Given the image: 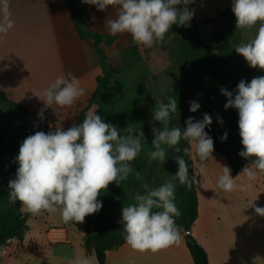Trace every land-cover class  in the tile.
<instances>
[{
	"label": "clouds",
	"instance_id": "clouds-1",
	"mask_svg": "<svg viewBox=\"0 0 264 264\" xmlns=\"http://www.w3.org/2000/svg\"><path fill=\"white\" fill-rule=\"evenodd\" d=\"M81 2L95 5L99 11L113 6L116 15L106 21L108 34L128 33L135 44L146 48L163 43L173 25L187 26L194 15L193 10L187 7L192 0ZM231 10L238 29L251 30L259 23L254 38L238 44L234 49L250 67L264 70V0H233ZM11 16L10 0H0V40L5 39L14 27ZM221 92L227 98L225 109L235 108L238 111L239 135L243 145L239 155L252 162L235 178L224 166L218 186L225 192L250 191L257 180V172H264V76L254 77L250 82L242 79L234 97L233 92L225 88H221ZM33 94L44 102V108L38 113L43 119L46 108H52L57 114L71 108L85 94V89L80 80L69 72ZM189 105L193 113L200 108L194 100L189 101ZM177 108L174 97H169L167 103L157 101L153 119L163 127L152 129L154 150L149 151V159L163 163L167 153L162 145L180 152L181 148L177 145L184 139L194 146L198 159L206 162L214 151V141L205 132V128L212 124L211 116L204 114L201 121L189 117L182 131L180 127L169 126ZM218 122L223 124L219 117ZM141 137L144 138L142 131L137 133L131 126L119 129L104 122L92 110L87 112L82 123L73 124L67 130L56 127L55 131L47 133L37 131L24 139L19 148L16 178L8 185L9 201H20L23 210L31 215L59 213L65 224L83 223L88 215L101 210L102 203L98 197L110 184L121 185L133 172L140 179V172L130 162L142 150ZM226 139L227 133H224L221 140ZM175 159L178 164L175 177L180 184L191 188L188 164L180 156ZM240 176L246 177L247 183L237 185L236 179ZM142 188L144 193L134 197L135 203L122 209L125 242L141 253H156L178 244L183 229L175 219L181 212L175 202L174 182L168 180L159 187H150L145 183ZM254 210L264 217V207H255ZM72 264H90V260L80 256Z\"/></svg>",
	"mask_w": 264,
	"mask_h": 264
},
{
	"label": "rangeland",
	"instance_id": "rangeland-1",
	"mask_svg": "<svg viewBox=\"0 0 264 264\" xmlns=\"http://www.w3.org/2000/svg\"><path fill=\"white\" fill-rule=\"evenodd\" d=\"M232 4L233 0H211L203 3L196 0L192 1L189 9L193 10L194 15L187 26L173 25L165 35L163 43H156L151 48L137 44L132 45L137 46L141 60L131 72L118 73L110 94L116 96L121 94L124 100H129V104L143 109L145 117L149 121L148 132L150 134H153V127L157 129L163 127L159 121L153 119V110L157 101L167 103L169 97H174L177 100V116L181 118H186L190 114L189 101H193L195 98L201 103L213 107L222 118H236L238 111L235 108L225 109L224 105L227 98L222 94L221 88L233 92V97L237 93L219 83V66L222 63L217 48L228 34L237 33L231 36L234 42L232 50L229 52V61L239 64L241 72L245 73L249 80L264 76V70L250 67L234 49L238 44L246 43L254 38L259 23L251 30L236 28V17L231 10ZM220 10L226 13L218 17ZM212 19L216 20L213 21ZM193 29L197 31L202 41L210 48V52L196 51V40L192 38ZM126 34L123 33V35ZM102 48L113 67L119 68L123 63L122 52L125 48L120 47L112 51L106 43H103ZM54 130V126L38 125L28 110L8 103L0 95V178L6 177L9 181L16 178L17 168L19 167L16 157L24 139L37 131L47 133ZM141 143L142 150L137 156L141 160L143 169L140 179H137L135 174L132 173L121 185L110 184L108 189L102 191L98 197L102 207L108 205L113 199L121 200V195L125 197L128 205L133 204L135 203L134 197L137 194L144 193L143 184L147 183L150 187H153L146 179L145 173L161 168L162 163L152 161L148 157V153L152 149L151 140L144 136V138L141 137ZM191 150L199 171H201L200 164L207 165L213 162L220 164L221 161L228 163L227 158L215 150L212 157L202 163L198 159L193 145H191ZM246 166H250V164ZM209 178L210 176L207 173L201 171L203 185ZM243 178H245L244 183H247L246 177L243 176ZM226 194L229 197L228 203L223 202ZM216 201L218 205L217 213L220 214L221 219V222L220 220L217 222V232L220 236L217 242L218 246H222L226 251L228 248L229 252L232 247L236 248L226 256V263L243 258L247 251V243H254L259 248V256L264 259V217L257 215L254 210L255 207H264V172H257V180L253 182V188L250 191L225 192L221 189L220 192H216ZM231 210L236 216L234 222L231 221L232 217L229 216ZM43 219L47 220L50 226L63 227L66 233L69 230L73 238H84L85 236V220L83 223L69 222L65 224L59 213L50 214L49 218H47L46 213L33 216H29L28 213L30 232L27 233V240L40 241L45 239V233L39 231ZM52 230H49L48 233H51ZM183 235L185 236V234ZM66 242H68V239ZM61 248L57 251L58 256H70V252L67 251L66 247ZM8 249L6 247L4 251ZM19 249L18 247L17 250ZM128 250L129 252L126 255L128 257L134 256L137 252L131 247ZM217 256L215 264H224L220 260L221 255ZM167 263L168 261H166Z\"/></svg>",
	"mask_w": 264,
	"mask_h": 264
},
{
	"label": "crops",
	"instance_id": "crops-1",
	"mask_svg": "<svg viewBox=\"0 0 264 264\" xmlns=\"http://www.w3.org/2000/svg\"><path fill=\"white\" fill-rule=\"evenodd\" d=\"M196 1L203 3L211 0ZM10 10L14 27L5 39L0 40V91L8 101L28 110L40 126H54L55 129L60 127L62 130H67L73 124H80L82 117L84 119L88 111L96 112L98 108L90 104L98 86L97 79L102 74L101 57L95 41L81 36L74 23L76 11L66 0H10ZM115 15L116 9L113 6H108L105 11H99L95 5H90L86 16L88 29L109 35L105 27L106 21L115 18ZM114 36L115 43L108 46L112 51L120 47L126 49L135 44L128 33ZM69 72L80 80L85 94L71 108L62 110L59 114L52 108H46L41 119L38 113L44 108V102L33 92L46 87L58 76ZM192 158L194 160L193 154ZM224 166L230 169L233 178L241 174L244 168L235 174L229 162L200 164L201 171L210 176L203 185L201 171L197 169L194 160L195 172L200 178L197 184L200 215L192 229V234L207 250L210 264L216 263L219 254L224 264H264V259L258 254L259 248L254 243H247L244 257L231 263H226V256L236 248L232 247V252H229L228 248L226 251L222 246H218L220 236L217 232V222L219 220L221 222V219L220 214L217 213L216 192L221 190L218 186V178L222 175ZM244 182L243 176L236 179L237 185ZM223 199V202L228 203L227 194ZM44 213L47 218L50 217L49 213ZM29 216L33 215L29 214ZM229 216L232 217L231 221H236L232 210ZM55 228L63 227L50 226L48 221L43 219L39 231L45 233V239L27 240V234L23 241L11 240L6 246L9 249L3 252V260L0 264H72L80 256L89 258L90 264H99L95 256L88 254L83 238L71 237L69 230L68 242H54L51 233L48 232ZM61 247H66L70 256H58L57 251L62 249ZM129 248L126 243L118 250L108 252L107 264H166V261L167 264H195L184 235L181 236L178 244L156 253L136 252L134 256L128 257L126 255Z\"/></svg>",
	"mask_w": 264,
	"mask_h": 264
},
{
	"label": "trees",
	"instance_id": "trees-1",
	"mask_svg": "<svg viewBox=\"0 0 264 264\" xmlns=\"http://www.w3.org/2000/svg\"><path fill=\"white\" fill-rule=\"evenodd\" d=\"M66 1L76 11L74 23L81 36L85 39L95 41L101 57L102 74L97 79L98 86L90 100V104L98 107L96 114L100 115L104 122L115 125L119 129L131 126L137 133L142 131L146 138L153 141L154 135L148 132L149 121L145 117V111L129 104V100H124L121 94L118 96L110 94L112 86L117 80L118 73L131 72L141 60L137 46H131L125 49L122 52V65L117 69L114 68L108 61L107 54L102 48V45L103 43H106L108 46L113 45L116 37L114 35H102L88 29L86 16L89 12V4L82 3L81 0ZM190 6L191 3L187 5L188 8ZM180 7H183V5ZM225 13V11H221L218 17L223 16ZM212 20L215 21L216 19ZM236 34V32L228 34L220 42L217 50L220 54V62L222 63L219 66V83L237 93V86L242 79L246 82H250L251 80L247 78L245 73L241 72L239 64L229 61V52L232 50L234 42L231 36ZM192 38L196 40L195 47L197 52H210V48L202 41L195 29L192 31ZM0 95L8 103L19 106L8 101L1 91ZM194 101L200 104V108L195 113L190 112L186 118L178 117L176 112L172 115L169 126L180 127L183 131L186 128L185 121L189 117H193L194 121H201L203 115L208 114L212 118V124L205 128V132L212 137L214 150L227 158L235 174L245 164H251V159H246L239 155V152L243 150V145L241 144V137L239 135L238 112L235 119L229 117L222 118L213 107L201 103L197 98ZM19 107L23 108L22 106ZM218 117L223 120V124L218 122ZM224 133H227V139L222 142L221 137ZM121 134H124L123 130H121ZM162 146L166 149V159L162 163L161 168H156L145 173L146 179L153 187H159L168 180L174 182L175 202L181 212V215L175 219L176 223L183 229L181 235L185 234L186 244L194 263L210 264V257L207 250L198 242L193 234L186 235V232H192L200 215V201L197 188L199 177L195 172L194 160L191 155V145L188 141L181 139L177 145V147L181 148L180 152H176L174 148L169 149L166 145ZM184 149H188V151L184 152ZM177 156L185 159L189 166L191 188L180 184L179 180L175 177L178 172V164L175 159ZM131 165L136 171L140 172V175L143 174L141 160L139 158L132 161ZM133 173L135 174V172ZM9 182L6 177L0 178V262L3 260V252L9 242L14 239L23 241L29 232L28 214L21 207V202L18 200L15 203L9 201ZM120 197L121 200L113 199L108 205L102 207L99 212L88 215L85 218L86 233L83 238L84 245L88 254L94 255L99 264H107L108 252L118 250L126 244L123 232L122 209L128 204L125 197L122 195Z\"/></svg>",
	"mask_w": 264,
	"mask_h": 264
},
{
	"label": "built area",
	"instance_id": "built-area-1",
	"mask_svg": "<svg viewBox=\"0 0 264 264\" xmlns=\"http://www.w3.org/2000/svg\"><path fill=\"white\" fill-rule=\"evenodd\" d=\"M51 238L54 240V241H67V233L65 231V229H53L51 231Z\"/></svg>",
	"mask_w": 264,
	"mask_h": 264
},
{
	"label": "water",
	"instance_id": "water-1",
	"mask_svg": "<svg viewBox=\"0 0 264 264\" xmlns=\"http://www.w3.org/2000/svg\"><path fill=\"white\" fill-rule=\"evenodd\" d=\"M190 234H192V232H190V231L189 232H186V235H190Z\"/></svg>",
	"mask_w": 264,
	"mask_h": 264
}]
</instances>
